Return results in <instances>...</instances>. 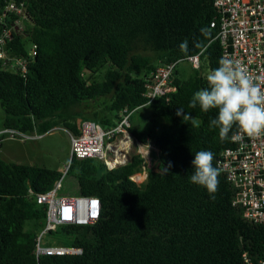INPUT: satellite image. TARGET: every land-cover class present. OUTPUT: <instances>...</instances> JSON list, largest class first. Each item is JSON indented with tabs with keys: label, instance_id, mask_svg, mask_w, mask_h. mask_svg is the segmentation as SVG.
<instances>
[{
	"label": "trees",
	"instance_id": "obj_1",
	"mask_svg": "<svg viewBox=\"0 0 264 264\" xmlns=\"http://www.w3.org/2000/svg\"><path fill=\"white\" fill-rule=\"evenodd\" d=\"M6 2L0 0V15ZM26 8V18L5 20L14 26L6 50L28 56L34 44L38 55L26 76L0 61L5 130L44 135L63 126L79 135L84 120L110 128L117 122L88 118L79 109L110 97L109 110L119 120L123 109L147 104V79L158 67L202 52L201 65L191 66L189 75L177 71L176 91L149 104L151 124L131 130L161 151L160 168L150 170L144 186L131 180L142 169L140 156L114 171L96 158L71 160L65 174L76 184L74 195L99 197L101 218L93 225L59 226L44 239L81 248L82 254L36 257L47 218V206L36 196L51 191L63 173L10 163L0 154V264H247L245 253L257 263L264 256V226L233 206L235 188L226 175L220 170L214 198L189 179L196 152H213L219 168L222 152L233 147L209 127L216 109L189 107L222 58L218 28L211 26L218 16L214 0H27ZM105 68L102 80H92ZM156 118L171 123L172 130L161 131Z\"/></svg>",
	"mask_w": 264,
	"mask_h": 264
},
{
	"label": "built area",
	"instance_id": "obj_2",
	"mask_svg": "<svg viewBox=\"0 0 264 264\" xmlns=\"http://www.w3.org/2000/svg\"><path fill=\"white\" fill-rule=\"evenodd\" d=\"M26 2L27 0H7L3 15H0V22L4 24L0 28V61L4 68L19 71L24 76L29 71L31 61L38 55L37 45H31L28 56L8 53L6 47L13 37L14 26L8 27L5 20L12 15L26 18ZM214 7L218 16L211 26L218 28L216 38L222 46V58L239 62L255 82L264 88V0H214ZM19 23L20 20L17 19L15 24L20 25ZM16 29L20 30V26ZM201 54L202 52L185 61L162 65L153 71L145 86L144 96L148 100L146 105L175 92L174 75L177 71L182 72L179 65L188 63L199 68ZM132 115L133 111L123 109L116 125L110 128L92 120H84L79 135L70 132L71 160L74 157L80 160L96 158L108 171H114L125 167L133 155L140 156L143 159L142 169L131 180L138 186H144L150 170L158 163L161 151L152 140L141 142L133 135ZM3 133L20 135L22 141L42 136L36 132L25 134L14 129H6ZM218 165L235 188L233 206L241 209L249 222L264 226V135H245L242 141L233 142V147L222 152ZM63 179L64 176L51 191L36 196L39 204L47 206L46 225L36 239L35 254L38 259L41 256L82 254L81 248L49 245L44 237L59 226L93 225L101 218V199L90 195H61ZM244 259L247 264H264V256L257 263L248 253L244 254Z\"/></svg>",
	"mask_w": 264,
	"mask_h": 264
},
{
	"label": "clouds",
	"instance_id": "obj_3",
	"mask_svg": "<svg viewBox=\"0 0 264 264\" xmlns=\"http://www.w3.org/2000/svg\"><path fill=\"white\" fill-rule=\"evenodd\" d=\"M206 79L208 87L195 92L189 107L199 105L204 113L217 110L216 117L209 121V127L219 130L222 141L231 139L237 142L242 141L245 135H264V88L255 82L243 65L223 57ZM183 111L180 109L178 115ZM188 119L190 115H185L184 120ZM213 160L211 151L196 152L192 161L194 172L189 177L191 183L204 187L211 198L218 191L220 176V169L213 165Z\"/></svg>",
	"mask_w": 264,
	"mask_h": 264
},
{
	"label": "rangeland",
	"instance_id": "obj_4",
	"mask_svg": "<svg viewBox=\"0 0 264 264\" xmlns=\"http://www.w3.org/2000/svg\"><path fill=\"white\" fill-rule=\"evenodd\" d=\"M24 25L22 23V29ZM31 48V45L29 44ZM152 55V53H145ZM186 75L191 72V65L181 63L178 67ZM106 68L102 69L93 76L92 80H102ZM110 97L99 98L89 102L81 110L82 114L91 119L110 118L111 121L118 122L109 110ZM6 113L0 101V154L2 158L10 163H22L27 165H36L57 170L63 173V189L61 195H74L76 184L65 174L66 168L71 163V139L70 131L63 126H58L36 139H27L22 141V136L11 133H3ZM153 110L149 105H144L133 111L131 118V130L139 131L147 128L153 121ZM156 123L161 131H171L172 124L166 122L163 118H156ZM35 134V133H34ZM4 137V139L1 138ZM13 137V138H12Z\"/></svg>",
	"mask_w": 264,
	"mask_h": 264
},
{
	"label": "water",
	"instance_id": "obj_5",
	"mask_svg": "<svg viewBox=\"0 0 264 264\" xmlns=\"http://www.w3.org/2000/svg\"><path fill=\"white\" fill-rule=\"evenodd\" d=\"M156 168H160V163L155 164Z\"/></svg>",
	"mask_w": 264,
	"mask_h": 264
}]
</instances>
